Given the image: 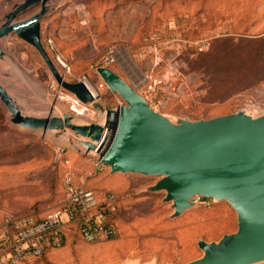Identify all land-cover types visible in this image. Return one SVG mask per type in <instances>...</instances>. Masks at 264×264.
Wrapping results in <instances>:
<instances>
[{"label":"rangeland","instance_id":"rangeland-1","mask_svg":"<svg viewBox=\"0 0 264 264\" xmlns=\"http://www.w3.org/2000/svg\"><path fill=\"white\" fill-rule=\"evenodd\" d=\"M22 1L0 0V25ZM49 7L41 21L42 41L51 38L71 65L72 73L65 74L43 41L68 82L86 76L102 83L95 67L107 52L116 51L118 60L110 68L171 120L210 119L241 109L264 114V0H51ZM48 21L50 37L43 29ZM1 47L0 84L23 114L67 113L78 123L103 122L105 114L91 104L84 115L71 111L63 98L69 92L33 46L12 34ZM99 95L102 108L117 105L118 94L105 83ZM68 134L74 135L69 129L59 134L23 129L11 122L0 100V196L10 202L34 198L32 214L38 217L59 207L67 171L58 166L56 144L75 151L76 138L64 141ZM17 163L23 168L10 167ZM30 163L34 166L26 171ZM158 180L118 174L114 188L107 189L119 202L115 239L87 244L70 237L63 248L17 264H184L202 255L199 239L218 241L236 231V213L227 202L203 199L204 204L171 218L165 192L144 191Z\"/></svg>","mask_w":264,"mask_h":264},{"label":"water","instance_id":"water-1","mask_svg":"<svg viewBox=\"0 0 264 264\" xmlns=\"http://www.w3.org/2000/svg\"><path fill=\"white\" fill-rule=\"evenodd\" d=\"M51 0H23L0 25L2 41L12 34L33 46L56 81L86 105L105 116L101 123H78L72 114L31 116L22 113L0 84V100L11 122L32 131L71 130L78 152H95L111 174L156 176L145 192H165L171 218L198 207L197 198L227 202L236 213L237 229L218 241L199 239L202 255L184 264L264 263V114L247 109L210 119L168 118L150 107L139 92L112 68L97 73L109 89L125 102L106 109L94 101L82 82H68L60 74L42 41L41 21L50 12ZM37 13L17 20L27 10ZM175 264V263H172Z\"/></svg>","mask_w":264,"mask_h":264},{"label":"built area","instance_id":"built-area-1","mask_svg":"<svg viewBox=\"0 0 264 264\" xmlns=\"http://www.w3.org/2000/svg\"><path fill=\"white\" fill-rule=\"evenodd\" d=\"M45 43L65 74H71V65L59 52L54 41L49 38ZM117 60L116 51H109L103 57L102 65L96 66L95 70L97 71L101 66L110 67ZM146 78L148 80L150 77L146 76ZM78 82L84 83L88 89L92 83L86 76L79 78ZM95 83L100 89L104 82ZM89 91L91 92L90 89ZM91 94L97 102L100 95H94L92 92ZM63 98L69 103L73 113L76 107H82L86 113L90 111L89 105L83 104L71 93L64 94ZM124 104V100L119 97L117 105L111 109H117ZM65 152L64 148L58 149L56 161L59 164H69L68 159L63 156ZM79 152L95 155L94 169L83 174H75L68 170L63 178L64 198L61 205L47 212L45 216L4 212L0 202V262L2 264H17L41 258L51 250L63 248L70 237H76L87 244H97L113 240L118 236L117 195L112 191L100 195L87 186L88 180L109 167L95 152H85L84 149ZM194 202L198 205L204 204L201 198L195 199Z\"/></svg>","mask_w":264,"mask_h":264},{"label":"crops","instance_id":"crops-1","mask_svg":"<svg viewBox=\"0 0 264 264\" xmlns=\"http://www.w3.org/2000/svg\"><path fill=\"white\" fill-rule=\"evenodd\" d=\"M51 21H48V24L46 25L45 28H43L46 31V37H50V31L52 29V25H51ZM49 31V32H48ZM46 38L45 40H43L44 42H46ZM258 52V45L254 44V61H256V54ZM48 116V115H43ZM46 132H55V134H59L62 131H46ZM58 136V135H57ZM74 135L73 134H68V136H66L65 138V143H73V139H74ZM58 145V149L62 148L63 145L62 144H56ZM66 150V153L63 155L66 159H68L69 164L65 165L64 163H62L61 165L59 164L58 166H61V168L65 169V172L68 170L73 169L75 174H83L87 171H92L94 169V163H95V155L90 153V154H85V153H80L78 151H74V150H70L66 147H63ZM34 166V163H30V164H26L24 169H26V171L32 169V167ZM11 168L13 169H22L23 165L20 164H11L10 165ZM7 168V167H5ZM79 170V171H77ZM16 173V172H15ZM100 175V176H99ZM99 176V177H98ZM96 178V179H95ZM118 178V173L116 174H111L109 169L104 170L103 172L99 173L96 177L90 179L87 181V186L91 189H93L96 193L98 194H102L104 193V191H110L107 189H112L115 186V181ZM0 202H1V209L4 212H10L12 214H16V215H23V214H29L32 213L33 211H36L35 209V204L37 203L36 200L34 198H19V199H15L13 202H10L8 200H6L3 196H0ZM41 217H43V214H39ZM52 251H56V250H51L47 253H50Z\"/></svg>","mask_w":264,"mask_h":264},{"label":"bare ground","instance_id":"bare-ground-1","mask_svg":"<svg viewBox=\"0 0 264 264\" xmlns=\"http://www.w3.org/2000/svg\"><path fill=\"white\" fill-rule=\"evenodd\" d=\"M57 82V81H56ZM89 89L91 90V92L94 94V95H97L99 94L100 92V89L98 87V85L92 81L91 85L89 86ZM74 113L76 114V116H80V115H84L86 114V111L82 108V107H76L74 109ZM76 118V117H75ZM76 122L78 121V119L76 118L75 120ZM79 122V121H78ZM71 135V134H70Z\"/></svg>","mask_w":264,"mask_h":264}]
</instances>
